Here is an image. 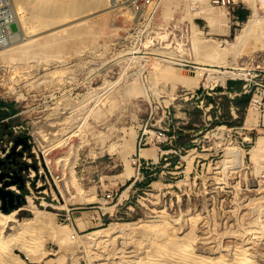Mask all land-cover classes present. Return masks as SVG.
Here are the masks:
<instances>
[{"label": "rangeland", "instance_id": "rangeland-1", "mask_svg": "<svg viewBox=\"0 0 264 264\" xmlns=\"http://www.w3.org/2000/svg\"><path fill=\"white\" fill-rule=\"evenodd\" d=\"M99 1L0 0V102L27 125L43 171L23 194L46 214L21 222L25 198L0 238L16 233L21 264H264V0Z\"/></svg>", "mask_w": 264, "mask_h": 264}, {"label": "bare ground", "instance_id": "bare-ground-1", "mask_svg": "<svg viewBox=\"0 0 264 264\" xmlns=\"http://www.w3.org/2000/svg\"><path fill=\"white\" fill-rule=\"evenodd\" d=\"M99 1V0H98ZM102 1V0H101ZM134 0H132L131 2H133ZM86 2V1H85ZM100 2V1H99ZM116 2V0H111V1H109V3H110V8L112 9V7H111V5L112 6H114V3ZM83 3H84V0H73V5L74 6H72V7H78V8H82V6H83ZM129 4V3H128ZM71 5V4H70ZM116 5V4H115ZM133 5V4H132ZM61 7H63L64 8V6H67V4H62V5H60ZM59 6V7H60ZM102 6V5H101ZM59 7H55L54 9H47V13L50 15L51 13H53V14H56L57 13V11H58V9H59ZM109 7V6H108ZM109 8V9H110ZM211 8V7H210ZM95 9V8H94ZM94 9H92V10H94ZM110 9V10H111ZM215 11V10H214ZM91 11L90 10H87V9H85V11H82L81 12V14H83V13H87L86 14V16L87 15H90L91 13H90ZM213 12V11H212ZM211 12V13H212ZM39 13V12H38ZM66 13V12H65ZM199 15H201L203 18H204V20H206L210 25L211 24H213L214 22H215V16H213L214 14H210V13H207L205 10H203L202 8H200L199 9V12H197ZM53 14H52V16H53ZM216 14V13H215ZM48 15V16H49ZM60 16V15H59ZM253 16V15H252ZM50 17H51V15H50ZM88 17V16H87ZM215 17V18H214ZM56 18V16L55 17H53L52 19H55ZM217 18H218V16H217ZM219 19L220 18H218V20H217V23H219L218 21H219ZM57 20V19H56ZM259 21H261V20H259L256 16L254 17L253 16V18L252 19H249V20H246L245 22H244V24H243V26H242V29L240 30V32L239 33H237L235 36H234V39L231 41V42H229V45H230V47H233V48H239V46H241L244 42H245V40L252 34V30H253V27L255 26V24L257 23V22H259ZM263 21H264V19H263ZM262 21V22H263ZM216 23V22H215ZM214 23V24H215ZM261 23V22H260ZM259 23V25H261ZM19 24V23H18ZM220 24V23H219ZM263 24V23H262ZM215 25H217V24H215ZM259 25H258V27H259ZM218 26H220V25H218ZM262 26V28H264V24L263 25H261ZM213 27V26H212ZM256 28H258L257 26H255ZM214 28V27H213ZM220 29V28H219ZM260 29V28H259ZM255 30V29H254ZM253 30V34L255 33V31ZM258 30V29H257ZM258 32V31H257ZM53 33V32H52ZM57 33V31H55L53 34H52V38L53 37H55V34ZM252 34V35H253ZM251 35V36H252ZM258 35V34H257ZM264 34H262L261 36L262 37H264L263 36ZM15 36V35H14ZM51 38V39H52ZM27 39H29L28 37H27ZM249 39V38H248ZM260 40H261V38H259ZM259 39H254V40H252V41H254V42H256L257 40H259ZM264 40V39H263ZM20 42H24L26 45H30L31 47H35V48H38L39 49V45H32V43H31V40H30V42H25L26 40H25V37L24 38H21L20 40H19ZM55 41V40H54ZM33 42V41H32ZM50 43L52 42V41H49ZM262 42V41H261ZM264 42V41H263ZM11 43V42H10ZM49 43V44H50ZM24 44V45H25ZM23 45V44H22ZM23 45V46H24ZM248 45L249 46H251V45H253V44H251L250 45V43L248 44H244V46H242V47H244L242 50H246V48L248 47ZM22 46V47H23ZM49 45L47 44V45H43V46H41V49H43L44 50V48H47ZM262 45H260V47H261ZM21 47V46H20ZM259 47V48H260ZM263 47H264V45H263ZM5 48V47H4ZM19 48V47H18ZM232 48V49H233ZM259 48H258V50H259ZM262 48V47H261ZM29 49V48H28ZM32 49V48H31ZM48 49V48H47ZM255 49V48H254ZM253 49V47L251 48V50H254ZM24 50V48L23 49H20V51H23ZM36 50V49H35ZM50 50V49H49ZM5 51V50H4ZM3 51V52H4ZM19 51V50H18ZM248 52V51H247ZM250 52V51H249ZM254 53V52H253ZM3 55H4V53H2ZM233 54V53H232ZM249 54V53H248ZM239 58V57H238ZM234 69H233V71H225V72H223V70L222 71H217L216 73L218 74L215 78L217 79H220L222 82L224 81V78L226 77V76H229V77H232V76H237L238 74H241V73H243V70H244V67L241 65V64H235V66L233 67ZM206 70H208V69H206ZM209 70H211V69H209ZM215 70V69H214ZM217 70V69H216ZM227 70V69H226ZM200 71L201 72H203L204 73V71H205V69L203 68V69H201L200 68ZM213 71V70H212ZM207 72V71H206ZM208 72H210V71H208ZM169 76H170V79L171 80H173V81H176L177 82V80H176V78H177V76H176V74L175 73H171L170 72V74H169ZM209 77H212L213 78V75L211 76V74H210V76H208V78ZM216 79H215V81H216ZM172 81V82H173ZM176 84V83H175ZM248 111V110H247ZM249 111H252L253 112V110H249ZM249 111H248V114L246 115V118H245V123L244 124H246V126L248 125V126H250V125H252L253 123V120L255 119V116L252 114V112H250L249 113ZM263 118H264V116H263ZM247 126V127H248ZM47 149V148H46ZM45 149V147L42 149V152H43V154H44V161H45V159L47 160V159H50L49 158V152L47 153V151L48 150H46ZM42 154V155H43ZM25 198H26V205H25V208L27 209V210H29L30 211V213H31V215L29 216V217H26V218H23L22 219V221L21 222H32V221H40L44 216H46V214H45V212L42 210V209H39L38 207H37V205H36V203H35V200H34V197L33 196H31V195H27V196H25ZM80 200V202H81V199H79ZM71 201V200H70ZM83 201V200H82ZM59 209L60 210H62V211H65L66 210V205L65 204H61L60 205V207H59ZM17 213V210H12V211H10V212H8V213H1L0 212V228H2V229H5V228H9V227H11V228H13L12 226L15 224V225H18V224H16V221H15V214ZM50 214V213H49ZM53 215V214H52ZM47 221V220H46ZM22 223V224H23ZM21 224V225H22ZM26 224V223H25ZM27 224H29V223H27ZM27 224H26V226H27ZM20 226V225H19ZM23 226H25V225H23ZM126 227H127V224H115V223H112V224H110L109 226H108V228H107V230L108 231H124L125 229H126ZM10 228V229H11ZM16 228V227H15ZM19 228V227H18ZM20 228H22V226L20 227ZM9 230V229H8ZM24 230V229H23ZM128 230V229H127ZM18 231V230H17ZM121 233V232H120ZM15 232H12L11 231V233H9V234H7V235H4L3 237H1L0 238V242H1V244H0V264H21L20 263V261H18L17 260V257H16V255L14 254V251H18V252H21V250L20 249H22V246H17V247H15V246H9L10 245V243H11V240L15 237ZM62 234V232L61 233H59V235H61ZM122 234V233H121ZM100 235V234H99ZM23 236V235H22ZM86 237L84 238V242H86V241H88V239H89V234H87V235H85ZM88 237V238H87ZM81 238H83V237H81ZM71 239H72V235H71V233H69V232H67V233H65L64 235H62L61 236V240L63 241V243H65V244H71ZM78 240H79V238H78ZM80 241H82V240H80ZM80 244V243H79ZM86 245V244H85ZM183 247H185V246H183ZM183 249V248H182ZM182 249H180V250H182ZM187 249V248H186ZM235 249V248H234ZM240 249V248H239ZM249 249V248H248ZM247 249V250H248ZM238 250V249H237ZM246 250V249H245ZM251 250V249H250ZM184 251V250H183ZM235 251V250H234ZM249 251V250H248ZM244 251H243V249H240V250H238L237 252H234V255H235V253L236 254H240V256L242 255V257H243V255H244V253H246V251L243 253ZM253 252H254V250H253ZM252 252V253H253ZM264 252V251H263ZM247 254V253H246ZM249 254V253H248ZM251 254V253H250ZM262 254V253H261ZM264 254V253H263ZM229 255V254H228ZM258 255V254H257ZM237 256V255H236ZM261 255L259 254V257H260ZM168 257V256H167ZM246 258V255H245V257H244V259ZM240 259H242V258H240ZM48 264V263H47Z\"/></svg>", "mask_w": 264, "mask_h": 264}, {"label": "built area", "instance_id": "built-area-1", "mask_svg": "<svg viewBox=\"0 0 264 264\" xmlns=\"http://www.w3.org/2000/svg\"><path fill=\"white\" fill-rule=\"evenodd\" d=\"M250 106L257 110L262 116H264V84L260 83L252 91ZM2 109V108H1ZM17 114H12L10 116L0 118V125L5 127V131L0 134V160L4 159L6 155L10 152L13 146V140L19 137L26 139L28 143V149L23 150V145L18 144L15 148L16 151H21L22 155L18 158L19 162L24 166L21 170V175L24 179L25 188L30 190L31 185L37 187V180L40 173L43 171L39 161L37 163L32 162V157L38 158L33 150H30V140L28 139L29 134L27 132V125L24 122H17L15 117ZM0 182V186H1ZM9 190L16 193L18 192L16 186L9 187ZM26 196V195H25Z\"/></svg>", "mask_w": 264, "mask_h": 264}, {"label": "water", "instance_id": "water-1", "mask_svg": "<svg viewBox=\"0 0 264 264\" xmlns=\"http://www.w3.org/2000/svg\"><path fill=\"white\" fill-rule=\"evenodd\" d=\"M5 127L3 131H5ZM18 144H22L23 150L28 149V143L25 138L19 137L13 140V146L6 157L0 160V209L4 213H8L12 209L20 208L25 201L23 194L25 185L21 175V170L24 166L19 162L22 152L16 151ZM16 186L18 192L14 193L9 190V187Z\"/></svg>", "mask_w": 264, "mask_h": 264}, {"label": "crops", "instance_id": "crops-1", "mask_svg": "<svg viewBox=\"0 0 264 264\" xmlns=\"http://www.w3.org/2000/svg\"><path fill=\"white\" fill-rule=\"evenodd\" d=\"M231 10V19L234 20L235 22L243 21L245 18H247V10L246 8H235L233 5L230 6ZM2 108V109H1ZM0 110L2 111L3 116H0V118H4L7 116L12 115L8 111V108L6 104L0 102ZM3 126L0 125V134L3 132Z\"/></svg>", "mask_w": 264, "mask_h": 264}]
</instances>
